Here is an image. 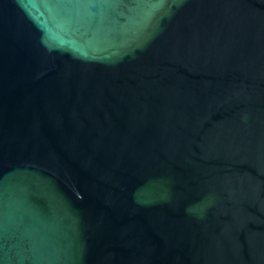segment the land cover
Masks as SVG:
<instances>
[{"label": "water", "instance_id": "water-1", "mask_svg": "<svg viewBox=\"0 0 264 264\" xmlns=\"http://www.w3.org/2000/svg\"><path fill=\"white\" fill-rule=\"evenodd\" d=\"M0 264H264V0H0Z\"/></svg>", "mask_w": 264, "mask_h": 264}]
</instances>
